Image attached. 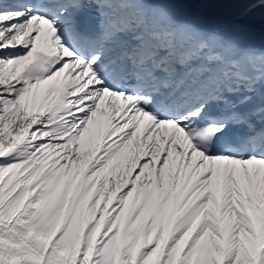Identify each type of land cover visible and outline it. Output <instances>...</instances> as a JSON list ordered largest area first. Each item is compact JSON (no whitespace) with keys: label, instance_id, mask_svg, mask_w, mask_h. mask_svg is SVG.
Masks as SVG:
<instances>
[{"label":"snow or ice","instance_id":"snow-or-ice-1","mask_svg":"<svg viewBox=\"0 0 264 264\" xmlns=\"http://www.w3.org/2000/svg\"><path fill=\"white\" fill-rule=\"evenodd\" d=\"M0 264H264V0H0Z\"/></svg>","mask_w":264,"mask_h":264}]
</instances>
